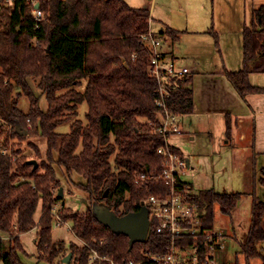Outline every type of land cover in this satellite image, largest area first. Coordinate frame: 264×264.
<instances>
[{"label":"trees","instance_id":"obj_1","mask_svg":"<svg viewBox=\"0 0 264 264\" xmlns=\"http://www.w3.org/2000/svg\"><path fill=\"white\" fill-rule=\"evenodd\" d=\"M39 1L45 13L42 21L33 18L29 0H17L0 12V231L10 237L0 238L2 264H24L20 235L33 229L40 260L54 264L65 252V243L52 239L53 209L64 200L58 198L61 183L53 165L63 169L65 180L91 204H104L119 217L139 212L151 195L168 192L162 181L137 182L141 174L159 175L165 163L158 153L165 146V137L157 131L164 115L156 103L160 87L150 75L151 52L143 41L150 33V10L133 8L125 0ZM179 34L168 28L159 36L175 43ZM213 34L218 44V35ZM251 74H264V4L253 10L251 25L243 30L242 69L223 70L243 99L264 93V88L251 84ZM168 89L165 101L171 114L182 118L194 112L193 75L173 80ZM24 96L30 102L27 113L19 107ZM42 98L48 103L46 111ZM84 103L86 124L76 120L69 133L59 134L57 129L77 116ZM19 127L47 140L49 164L35 169L20 149L1 153L8 151L10 140L27 138L17 134ZM36 153L39 156L37 149ZM75 176L80 178L77 183ZM260 182L264 186V179ZM242 197L200 190L192 202L200 211L203 229L213 232L216 208L231 216ZM62 220L72 222V232L82 242L70 245L74 264H110L91 262L93 251L116 264L130 258L147 264L144 252L168 250L169 235L158 233L153 225L146 242L130 250L128 237L114 234L93 211H65ZM198 239L204 242L203 236ZM195 241L193 236L178 239L177 246H192ZM263 242L264 200L255 197L240 253L247 260L264 262Z\"/></svg>","mask_w":264,"mask_h":264},{"label":"crops","instance_id":"obj_2","mask_svg":"<svg viewBox=\"0 0 264 264\" xmlns=\"http://www.w3.org/2000/svg\"><path fill=\"white\" fill-rule=\"evenodd\" d=\"M253 2L255 3V0H219L218 2L213 0L212 16L209 9L205 7H202L199 14H197L199 10L197 12L193 10L195 14L186 15L185 19L180 18L179 15H165L166 18L159 16L163 25L161 32L168 28L179 32L175 45L181 44L183 47L186 39L199 38L192 39L198 46L197 51L205 46L209 49L213 47L216 52L220 53L235 52V58L230 59V63L224 54V63L228 71H239L243 66V30L247 26L246 12L243 15V11H246L248 4L254 7ZM237 3L240 6H237ZM216 5L222 13L225 5L232 7V14L230 17L226 16L228 21L233 23L234 30L216 29ZM254 9L257 8H253L252 12ZM150 15L151 21L154 20L151 10ZM225 20L227 19L222 15L220 23L225 24ZM150 31L155 35L161 33L157 34L152 31L151 26ZM214 32L218 35V44L214 39ZM163 51L170 58L188 67L185 64L186 60L176 56L175 52L172 53L164 48ZM193 61L194 63L199 62L197 58ZM232 64L235 65V69L231 68ZM199 67L197 64L194 69L188 67L193 75L194 112L179 119L183 134L189 136L190 142L195 147L191 154L193 160L190 156L182 155L191 163L192 172H197L198 176L203 179L201 190L213 189L218 193H242L243 197L235 211L246 200L252 208L255 197L260 200L255 188L257 172L260 170L263 174L260 180L264 177V93L248 95L243 99L223 75V70H209L206 66ZM254 75L256 74L250 75L251 84L264 88L263 84L253 82ZM228 123H230L229 134L227 132ZM227 183H230L233 190H226L224 185ZM260 184L262 185L261 182ZM217 187L219 189L223 187L221 188L223 190L218 191ZM235 211L232 214H235ZM250 227L244 226L242 221H239L237 229L233 230V240L237 241L240 246L245 242ZM260 247L264 250V246L260 245ZM240 249L236 252L235 264H264V262H259L260 258L247 260L240 253Z\"/></svg>","mask_w":264,"mask_h":264},{"label":"rangeland","instance_id":"obj_3","mask_svg":"<svg viewBox=\"0 0 264 264\" xmlns=\"http://www.w3.org/2000/svg\"><path fill=\"white\" fill-rule=\"evenodd\" d=\"M125 1L133 8H143L147 6L149 10L152 11V14H154L152 16L155 19L151 21L150 26H151V30L157 34L161 32L162 26H163L159 20L160 19L159 16H164V18H166L165 15H168V16L179 15L180 18L185 19L186 15H192V13L194 15L195 14L194 12H197L198 10L199 11L197 14H199L202 7L208 8L211 16L214 12L213 0H125ZM218 1L219 0H217V2ZM261 4H264V0H255L254 7L253 5L250 6L248 4L246 11H243V15H245V12H246L245 22L247 26L251 25L252 9L259 8ZM236 5L240 6V4L238 3ZM190 9L192 11H190ZM223 11L224 12L222 13L221 10H219L216 5V16H217L216 29L219 30L220 28L221 29L223 28V30H234L232 27L233 23L231 21H228V17H227V16L230 17V15L232 14L231 13L232 7L230 5H225V8L223 9ZM222 15H224L225 18L227 19L224 21L226 22L225 24L220 23V19ZM234 26L236 27L235 21H234ZM195 37H200V36H195ZM192 39H199V38L186 39L184 43V47L181 44L175 45L176 43H173L171 40L167 39V44L164 46V50L171 51L172 53L175 52L176 56L186 60L185 64L190 69H194L195 64H197L198 66H200L199 68H203L206 66V68H208L209 70H213V69L224 70L226 69V66L224 63L223 55L225 54V56L228 58L229 63L231 62L230 59L235 58V55H236L235 52L226 51L225 53H222V52L220 53V52H216L213 47L212 49H209L203 46L202 50L197 51L196 49L198 46L197 44H194L195 40H192ZM174 45H175V48H174ZM198 45H201V44H198ZM194 58H197L199 62L194 63L193 61ZM230 66L231 68L235 69L234 64ZM252 79L254 83L264 85V74H256L253 76ZM36 84L37 82L35 83V86ZM79 89L83 91L85 89V85H83V87ZM40 105L44 111L48 109V103L45 98L41 99ZM19 107L24 112L26 113L28 112L30 108V102L27 97L24 96L20 99ZM87 112H88V105L86 103L80 105L78 108V115L72 117L71 121H69L68 123H65L64 125L60 126L57 129V132L59 134L69 133L71 131V124L75 122L76 120H82L86 124ZM169 144L172 147H174L176 150L181 152L182 154L190 156L191 160H193V157L191 154L194 152L195 147L190 142L189 136L187 134L172 135L169 139ZM8 146L9 147L7 149L8 150L7 153H10L11 149H15V150L20 149L22 151L21 156H24L25 158L29 159V161L35 160L38 162L39 165L42 164L43 162H46L47 164H49V161L47 159V140L45 138H42L40 136H30V135H28L27 138H25L24 140L14 138L9 141ZM36 149L39 152V156L36 153ZM14 157H15L14 160L17 159V156H14ZM53 166L55 170L57 171V176L61 183L60 188L64 189V196H65L64 200H62V203H59L56 208L61 218H62V213H65V211L72 212V213L78 212L80 214L86 213L87 211H93L95 214H99L100 211L103 210L104 204H101V205L91 204L87 200V197L83 192H81L76 186L72 185L70 182L65 180L63 169L57 167L56 165H53ZM260 172H261L260 170L257 172L255 188L257 189V196L260 198V200L263 201L264 200V186L260 184V178L263 176V174H261ZM73 179L75 183H77L80 178L75 176V178ZM184 179L194 184L196 192H199L201 190L203 179L200 176H198L197 172L196 173L191 172L190 175ZM262 179H264V177ZM217 180L218 179L216 178V181ZM233 182L236 183V181H233ZM229 184L230 183H227L224 185L227 191L233 190ZM221 188L223 187H220V189L219 187H217V190L222 191L223 189ZM59 190H58V193H59ZM249 198L250 197H248V199ZM41 212H42L41 207H39L35 215L36 222L40 220ZM251 216H252V208L249 202H247V200L243 202L241 206L235 211V214H232L231 216L223 215L220 211V208L219 207L216 208L214 228H215V231L222 236L223 242L225 245L224 250L219 251L217 253L218 264H225L226 262L228 264H235V255H236V252H238V250L240 249V245L237 241L233 240V237H234L233 230L237 229V223L239 221H242L244 226L250 227L251 219H252ZM231 218L233 220H231ZM54 221H55V218H54ZM36 237H37L36 229H33L28 233L20 235V241H21L24 252H19V256L24 264H49L48 262L39 259L38 252H37V245H36ZM0 238L5 239L7 241L10 240L9 235L1 231H0ZM52 239L54 242H57V243L64 242L66 245L65 252L58 259H56L54 264H65L63 262L65 257H67L69 254H72L70 251L71 244L82 245V242L72 232V222L64 221V224L62 225H57V223L54 222L53 228H52ZM261 246H264V242L261 243ZM259 262H263V260L259 259ZM0 264L2 263L0 262ZM70 264H74L73 257L71 259Z\"/></svg>","mask_w":264,"mask_h":264},{"label":"built area","instance_id":"obj_4","mask_svg":"<svg viewBox=\"0 0 264 264\" xmlns=\"http://www.w3.org/2000/svg\"><path fill=\"white\" fill-rule=\"evenodd\" d=\"M17 0H1L0 12L2 8L14 7ZM31 14L36 21L45 20V13L40 10L39 0H29ZM39 5V8L36 6ZM144 44L151 52L150 75L158 81L160 87V99L156 101L158 106L164 110L161 124L157 129L158 133L165 137V146L160 148L158 153L165 159L164 167L159 175L141 174L137 176V182L152 183L162 181L168 188V192L158 196L151 195L145 202L149 211L150 229L152 225L158 233H167L170 237L168 250L165 253L144 252L143 259L147 264H218L217 253L224 250L223 238L215 230L209 232L203 229L200 219V211L196 204L192 202V197L196 195L193 184L187 181L186 177L192 172L191 163L184 156L179 155L171 148L169 139L172 135L183 134L179 126V117L171 114L166 104V99L170 97L168 89L173 80H181L191 75L188 67L181 65L176 60L170 58L163 48L166 38L155 35L151 31L143 37ZM28 128L32 129L30 121ZM1 153L6 154V150ZM57 206L53 209V215L57 225L64 224ZM149 235V234H148ZM193 236L196 238L192 246H177L178 239H185ZM203 236L204 242L199 241ZM97 260L109 261L102 258L97 252L93 251L91 262ZM125 264H146L134 258L128 259Z\"/></svg>","mask_w":264,"mask_h":264},{"label":"water","instance_id":"obj_5","mask_svg":"<svg viewBox=\"0 0 264 264\" xmlns=\"http://www.w3.org/2000/svg\"><path fill=\"white\" fill-rule=\"evenodd\" d=\"M39 8V5L36 6ZM17 134L22 137L29 135V132L23 127L17 129ZM29 165H33L35 169L38 168L39 164L35 160L28 161ZM108 192L105 194V197ZM64 189L60 188L58 193V198L64 199ZM98 220L104 226L109 228L116 235H124L129 239L130 250L133 249L137 243H145L150 229L149 211L142 203L141 210L136 213H130L125 216H116L107 208H103L99 214H97ZM73 255L69 254L64 259L65 264H70Z\"/></svg>","mask_w":264,"mask_h":264}]
</instances>
